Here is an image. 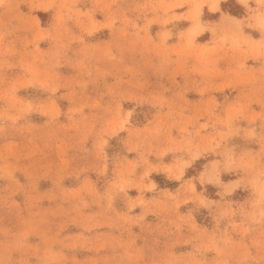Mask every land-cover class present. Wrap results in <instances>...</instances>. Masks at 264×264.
<instances>
[{"label": "rangeland", "instance_id": "374dc122", "mask_svg": "<svg viewBox=\"0 0 264 264\" xmlns=\"http://www.w3.org/2000/svg\"><path fill=\"white\" fill-rule=\"evenodd\" d=\"M217 1L0 0V264H264V12Z\"/></svg>", "mask_w": 264, "mask_h": 264}, {"label": "crops", "instance_id": "0c3cea01", "mask_svg": "<svg viewBox=\"0 0 264 264\" xmlns=\"http://www.w3.org/2000/svg\"><path fill=\"white\" fill-rule=\"evenodd\" d=\"M222 1H229V0H218L216 3V7L214 10H210L211 14L215 13L216 11H221V2ZM235 2H237L238 4L242 5L243 8L241 11L236 10L233 11L231 13H227L231 16H234L235 18H237L238 20L241 18H247L250 15H254L255 13H257V8L259 7V11L262 14L264 12V0H260L263 4L258 3L257 0H234ZM260 5V6H259ZM247 6H249L250 8L254 9L251 12L249 10H247ZM223 14L220 15H216L215 17L213 16L211 20L214 21H218L219 19H222ZM253 21L256 20V17L254 16V19L251 18ZM263 21H264V16L262 17ZM227 24H233V22H227ZM254 33L258 32V28L253 29ZM251 36L253 39H257L258 37L254 36L253 33H251Z\"/></svg>", "mask_w": 264, "mask_h": 264}]
</instances>
